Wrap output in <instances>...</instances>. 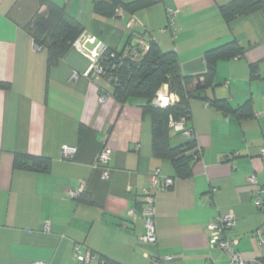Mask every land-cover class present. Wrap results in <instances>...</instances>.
Returning a JSON list of instances; mask_svg holds the SVG:
<instances>
[{
    "label": "crops",
    "instance_id": "0c3cea01",
    "mask_svg": "<svg viewBox=\"0 0 264 264\" xmlns=\"http://www.w3.org/2000/svg\"><path fill=\"white\" fill-rule=\"evenodd\" d=\"M51 1L84 25L79 39L94 37L115 50L137 37L154 40L176 52L184 75L206 73L209 49L236 40L244 51L219 60L212 84L190 100L201 154L190 177L176 178L171 162L155 156L144 101H119L74 47L49 66L47 49L25 29L45 10L42 0H0V81L11 84L0 88V264H80L77 246L119 264H153V255L173 256L163 264H227L224 250L210 245L208 224L228 210L237 218L230 231L237 250L259 257L254 231L264 229V209L253 201L249 176L264 188V7L227 22L219 6L231 0H161L113 17L95 11L97 0ZM167 7L179 9L176 29L167 28ZM132 16L134 30L127 25ZM215 100L229 109L249 103L253 113L241 117ZM185 141L171 131L173 146ZM63 145L77 147L72 159ZM103 146L113 150L108 180L95 166ZM17 154L48 157L50 170L17 168ZM156 168L175 184L157 194L153 246L141 239L142 209Z\"/></svg>",
    "mask_w": 264,
    "mask_h": 264
},
{
    "label": "trees",
    "instance_id": "16d2710c",
    "mask_svg": "<svg viewBox=\"0 0 264 264\" xmlns=\"http://www.w3.org/2000/svg\"><path fill=\"white\" fill-rule=\"evenodd\" d=\"M158 2L156 0H97L95 11L105 17L124 15V11L134 13L136 10ZM45 10L35 14L25 25L37 45L46 48L49 66L56 65L72 48L74 42L83 34L84 25L70 15L66 9L51 0H42ZM264 7V0H231L219 6L223 18L229 22L237 16L249 15ZM173 8V7H172ZM144 39V38H143ZM131 42L129 45H131ZM127 45V46H129ZM126 46V47H127ZM123 50L107 47L100 61L110 69L114 80L106 81L113 85V95L121 102L131 99H142L145 112L151 115L153 122V146L156 157L168 159L176 173V178H187L193 174L192 161L201 154L195 134L185 136L183 144H171L170 117L185 118L190 122V100L210 86L214 80L217 63L222 59H231L243 54L244 48L233 40L207 50L205 59L207 71L204 74L184 75L175 51H164L154 40L150 41L148 52L139 60L133 61ZM112 53L115 56L112 57ZM165 84L178 95V100L169 107H159L154 99ZM9 82L0 81V88H10ZM213 104L241 117L251 116L253 111L249 103L238 109L226 108L224 100H215ZM15 167L36 171H48L51 159L43 156L17 154ZM171 177V176H169ZM175 179V177H172ZM101 255V254H100ZM103 256V255H102ZM112 264H119L108 259Z\"/></svg>",
    "mask_w": 264,
    "mask_h": 264
},
{
    "label": "built area",
    "instance_id": "2783aa9c",
    "mask_svg": "<svg viewBox=\"0 0 264 264\" xmlns=\"http://www.w3.org/2000/svg\"><path fill=\"white\" fill-rule=\"evenodd\" d=\"M161 1V0H156ZM179 9L167 7L168 25L167 28L176 29V16ZM136 18L132 16L128 21V28L134 30L136 24ZM96 38L89 39H77L73 47L77 49L83 56L90 61V71L99 77H105L108 81L114 80L110 69L107 65L100 61L101 55L107 49L101 42L97 46L90 50L86 47L87 42L94 43ZM150 41L137 37L135 41L126 47L125 54H129L133 61H139L149 50ZM115 53H112V57ZM72 77H78L77 72L73 73ZM178 100V95L170 90L168 84H165L157 92L154 102L159 107H169ZM170 127L175 131L182 132L185 136H193V127L189 128L186 125L185 118L175 119L170 117ZM63 156L66 159H72L77 153V147L73 145H63ZM201 152V150H200ZM113 150L108 146H103L96 156L95 166L102 170V179L108 180L111 177V160ZM260 154L264 157V147L261 148ZM251 183L255 185L253 191V201L255 205L264 209V188L259 185L258 179L255 174L249 176ZM175 184V179L163 174L161 168H156L150 176L149 185L144 189L143 197L145 201V207L142 209V217L146 228V233L142 236V240L151 243L153 246H157L158 239L155 227V213H156V198L157 194L163 191L170 190ZM79 192L72 190L70 195L77 197ZM131 215L135 214L134 210L129 211ZM237 218L233 210H228L225 213L217 215L209 224L208 229L210 233V245L212 247H220L224 250L228 263L227 264H264V229L257 228L254 231V235L258 238L260 255L255 258L245 257L239 250H237V239L230 234L231 229L236 225ZM74 258L80 264H89L92 261H96L97 264H112L107 258L94 252L90 249L83 250L80 247H75ZM153 264H163L165 262L173 260L172 255H153L150 256ZM37 264H47L46 262L39 261Z\"/></svg>",
    "mask_w": 264,
    "mask_h": 264
},
{
    "label": "water",
    "instance_id": "95a60500",
    "mask_svg": "<svg viewBox=\"0 0 264 264\" xmlns=\"http://www.w3.org/2000/svg\"><path fill=\"white\" fill-rule=\"evenodd\" d=\"M100 41L98 39H95V42L94 43H91V42H87L86 43V47L89 48L90 50L94 49L97 44L99 43Z\"/></svg>",
    "mask_w": 264,
    "mask_h": 264
}]
</instances>
